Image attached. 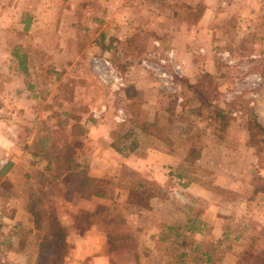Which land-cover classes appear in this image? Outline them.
<instances>
[{"label":"rangeland","instance_id":"rangeland-1","mask_svg":"<svg viewBox=\"0 0 264 264\" xmlns=\"http://www.w3.org/2000/svg\"><path fill=\"white\" fill-rule=\"evenodd\" d=\"M154 2L160 10L157 0H0V59L8 67L0 70V149L15 164L0 176L7 203L0 213L28 216L21 176L47 165L30 156L43 149L35 151L63 174L31 179L44 193L37 211L73 230L83 221L77 197L102 193L93 220L104 227L109 264H264V132L247 130L252 121L264 130V0H197L192 11L172 0L162 34L145 26ZM136 4L148 7L144 26H134ZM206 5L210 22L197 36L179 25ZM174 26L177 36L168 37ZM102 58L121 77L118 90L93 62ZM148 158L157 169H146ZM165 205V224L149 229L147 217L156 220ZM208 207L223 222L198 219L203 227L189 232L185 221ZM173 209L180 231L169 224ZM28 223L32 229L21 223L14 240L0 229V264H17L16 254L20 264L40 263L43 232Z\"/></svg>","mask_w":264,"mask_h":264},{"label":"crops","instance_id":"crops-1","mask_svg":"<svg viewBox=\"0 0 264 264\" xmlns=\"http://www.w3.org/2000/svg\"><path fill=\"white\" fill-rule=\"evenodd\" d=\"M157 2L159 4V7L161 6V9H160L161 11L158 8H156V2H154L155 9H153L154 11L152 10L153 12H152V17H151V19L153 21H152V23H149L148 25H145L146 22H142L143 17H145V15H143L144 11L146 9H148L147 5H146V8L144 9V6L142 7L141 4H136V8L134 9V11H135V18L133 20L134 21L133 22L134 26H136L137 24H140L141 26H144V25L145 26H151V28L155 31V34H158V33L162 34V31H165L164 28H165L166 25L163 28L164 17H165L164 16L165 15L164 11L166 9V6H167L168 2L171 3L172 0H167V1L166 0H157ZM196 2H197V0H195L194 3L192 4L191 2H188L186 0H181V3H177V4L180 5L181 7H182L183 4H184V6L189 4L188 8H189L190 11H192V9L194 10V8H195ZM165 4H166V6H165ZM177 10H179V9H177ZM174 11H176V8L174 9ZM209 12H210V10L208 9V6L206 5L205 7L202 8V12H201L200 18H196L195 20H192V19L189 18L188 21H184L183 18H180L179 19V25H181V27L182 26L187 27L188 30L190 29V32H193L195 34V36H197V30H199V27L200 26H207L208 23L210 22ZM174 15H175L174 12H172L171 16H174ZM178 18H179V15H178ZM152 25L154 27H152ZM177 29H178V27L174 26L172 32L169 34L168 37H171V36L176 37L177 34H178V32H176ZM150 35H153V33L150 32ZM145 37H146V34H145V31H143V34H141L140 38H141V40H144ZM191 38L192 37H189V39H191ZM1 60L2 59H0V70H1V72H4L6 69H8V67H5ZM16 69H14V70L16 71ZM5 90H7V89L5 88ZM9 98H10V96H9ZM3 99L5 101V95H3ZM18 101L21 102V100H18ZM4 139H5V133L2 130H0V141H2ZM40 142L43 143L42 140H40ZM0 146L2 148H4L1 144H0ZM5 150L6 149H0V163H1L0 164V176H2L1 180L3 179L4 175H7V174H5V173H7V170L10 167H14L15 166V164H13V161H11V160L7 161L6 160ZM35 150H38V149H35ZM35 150L30 152L31 158H40L38 156V154H40V153L38 151L36 152ZM164 153H165V156H164L165 158L172 159L170 152L164 151ZM20 159L22 160V158H20ZM94 160L95 159L91 158V161H93V163L90 165V168H92V170H95L93 172V174H96L97 173V169H94V167H95ZM30 162L34 163V162H36V160H31ZM143 164H145V165L149 164L146 167V169H152V170L157 169V166L153 165V164H156V163L153 162V161H150L149 158H148L147 161H144ZM29 165L31 167V163H29ZM137 165L141 166L142 164L141 163H137ZM151 165H153V167ZM128 167L130 169L131 168L132 169L136 168L135 165L132 164V163L128 164ZM29 172H31L30 169H28L27 171H25L22 174L21 179L23 181H24L25 174H27ZM187 185H189V189H187V191H191V192H193L195 194L196 197L199 196V198H202V200L199 199L198 201L202 202L203 200H205L204 197H201V194L198 193L196 187L193 184L187 183ZM205 196H208V195H205ZM99 198H102V197L94 196V195H91V197L87 198V199H82V198L77 197L78 202H77L75 208L77 210H82V211L88 212V213H93V212L96 213V210H95L96 205L97 204H101V200ZM208 199H213V198L212 197H208ZM3 201L5 202V200H3ZM4 202H0L1 206L7 204V203L4 204ZM222 203L224 205L232 207V205H230L226 201H224ZM8 205H10V204H8ZM165 207H167V205L159 206L158 212L156 213L157 214V216H156V220L157 221L155 220V218H148L147 217L149 229L153 230L155 225L157 224V222L161 221V222L164 223V214L166 212ZM12 208H13V206H12ZM156 208H157V206L154 207V209H156ZM208 208L210 209L209 213H204L203 215H200V216L195 215V217H190V219H187L185 221V222L188 223V226H186L185 228L186 229L189 228L190 229L189 232H194V228H195L194 226L196 224H200L201 227H203L204 223H200V221L198 219L202 220V222H206V225H208V220L212 219V218H216L215 219L216 221L219 219L221 222H223V218H225L224 215L220 218L219 216L215 215V214H217L219 212L218 210L214 211V207H208ZM167 214H168V216L173 218V221L171 223H169V224H172L173 226H175V230L176 231L182 230V227L185 226V225H183V223L180 224L179 223L180 222L179 219L177 221V218H179V213H177L176 210L173 209L172 211L169 210V213H167ZM224 214H226V211H225ZM201 216H203L205 218L202 219ZM121 217L123 219H125V224H126V222H127L126 221V216L121 215ZM0 220H1V222H7V223L9 222L7 225L0 226V229L2 230V233H4L3 232L4 227L7 230L8 229L11 230V231L10 230L7 231V235L8 236H7L6 239H8L10 236L13 235L12 239L14 240V237L17 234L16 230L20 229L19 225L21 223H24V224L27 223V228L28 229L29 228L32 229V226L28 227L29 218L26 215V213L25 212H20L18 210L16 211V210H12L11 209V210H6L5 213H0ZM224 222L226 223L227 220L224 219ZM103 228L104 227L102 225L94 222L91 226H89L88 228H86L85 230H82V231H79L78 229H73V230L69 229L68 232H67V235L65 237V242L67 244L68 250H67L66 256L64 257V264H109V256L107 254V248L105 246V242H107L106 241V233L103 230ZM168 229H170V228H168ZM152 230L150 231V230L146 229L145 232L147 234H149V232H152ZM259 230H260V227H259ZM149 239H150V236H148L146 244L150 243ZM152 243L156 244L154 242H152ZM192 248L195 249L197 247L195 245H193ZM16 255L14 257L15 258V263L18 262L20 264V262H21L20 258L21 257L18 254H16ZM24 261H25V256H23V262Z\"/></svg>","mask_w":264,"mask_h":264},{"label":"trees","instance_id":"trees-1","mask_svg":"<svg viewBox=\"0 0 264 264\" xmlns=\"http://www.w3.org/2000/svg\"><path fill=\"white\" fill-rule=\"evenodd\" d=\"M13 56H15V59L18 60L19 66H21V68L23 69L22 63L24 61V57H20L18 54H16V52H13ZM247 126L249 128L247 130L251 133L252 131H254V129L264 132V130L258 125V123H256V121H252L251 124L250 122L247 123ZM38 150L44 151L43 149ZM38 156L41 159L44 158L46 161L48 160L49 162H47V165H45L41 170L25 174V184L22 189L20 188L21 190L19 191V194L26 201V211L31 224L34 226L33 229L43 232L37 247L39 248V264H63L62 262L64 259V254L66 253L67 245L65 242V237L69 230H67L69 226L63 224L61 225L60 223H58L55 219H53L52 216H49L50 213L47 214L45 211H37L39 210L38 208L41 209V198L44 197V193L42 190L39 192L37 189H34L38 188L35 187L37 186V184H33L31 181L32 178H34L35 176L38 178L39 175H46L45 177L51 176L50 180L55 181L62 176L63 170L59 165H55L54 167H52L50 157L45 152H41L40 154H38ZM66 166V168L75 170L80 168L79 165L74 164L71 161H67ZM46 180H48V178H46ZM41 187L42 186L40 185L39 188ZM37 193L39 194L37 195ZM93 195L104 197L102 193L98 192L93 193ZM80 214L81 215L78 217L83 219V221L79 219L80 223H78L74 227L72 225V229H78L79 231H82L93 224L94 212L88 213L81 210ZM73 220H75V218Z\"/></svg>","mask_w":264,"mask_h":264},{"label":"built area","instance_id":"built-area-1","mask_svg":"<svg viewBox=\"0 0 264 264\" xmlns=\"http://www.w3.org/2000/svg\"><path fill=\"white\" fill-rule=\"evenodd\" d=\"M168 56L170 57L171 54H169ZM93 62L101 64L102 71L104 72V74H107L108 79L111 80V82H112V89L113 90H118L119 87L122 86L121 77H119L116 70L112 67V65L110 64V62L107 59L102 58V59H100V61H98L97 59H94ZM159 63L164 64L165 60H160ZM178 69H179V66L173 67L174 71H176ZM103 76H105V75H103ZM117 113L119 116V120H123V116L121 114V111H118Z\"/></svg>","mask_w":264,"mask_h":264}]
</instances>
